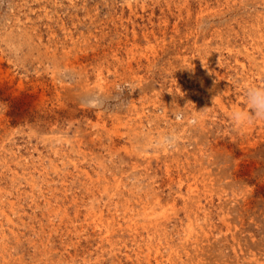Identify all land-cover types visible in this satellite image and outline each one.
<instances>
[{
	"label": "rangeland",
	"instance_id": "374dc122",
	"mask_svg": "<svg viewBox=\"0 0 264 264\" xmlns=\"http://www.w3.org/2000/svg\"><path fill=\"white\" fill-rule=\"evenodd\" d=\"M250 84L264 0H0V264H264Z\"/></svg>",
	"mask_w": 264,
	"mask_h": 264
},
{
	"label": "clouds",
	"instance_id": "9594fccd",
	"mask_svg": "<svg viewBox=\"0 0 264 264\" xmlns=\"http://www.w3.org/2000/svg\"><path fill=\"white\" fill-rule=\"evenodd\" d=\"M245 97L249 111L233 110L231 118L234 125L239 128L243 125L254 123L256 120H264V86L250 84L245 89ZM90 107H96L94 102H89ZM179 137L175 131L167 136H161L153 142V146L159 149H174L177 146Z\"/></svg>",
	"mask_w": 264,
	"mask_h": 264
}]
</instances>
